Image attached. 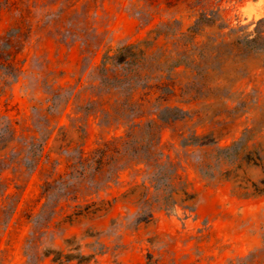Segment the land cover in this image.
Returning <instances> with one entry per match:
<instances>
[{"label": "rangeland", "instance_id": "1", "mask_svg": "<svg viewBox=\"0 0 264 264\" xmlns=\"http://www.w3.org/2000/svg\"><path fill=\"white\" fill-rule=\"evenodd\" d=\"M246 138L264 0H0V264H264V194L217 157Z\"/></svg>", "mask_w": 264, "mask_h": 264}, {"label": "trees", "instance_id": "2", "mask_svg": "<svg viewBox=\"0 0 264 264\" xmlns=\"http://www.w3.org/2000/svg\"><path fill=\"white\" fill-rule=\"evenodd\" d=\"M203 20H205V18H202L199 22ZM134 47L135 46H124L117 56H105L103 70H106L105 66L109 60L116 61L120 64L126 63L128 55L124 51ZM248 142L249 140L246 138V140L242 139L232 146L222 148L217 157L220 158V161L222 160L229 163L230 169L225 171L223 175L227 180L233 181L240 192L249 196H261L264 194V146L262 144H257L250 148ZM125 145L133 147L131 153L134 155L135 159L141 157V152L144 147L141 146L137 140H128L125 142ZM151 147L152 145L150 143L145 145L148 159L152 155ZM249 167H254L259 170L256 179L247 176L246 169ZM188 199L193 200L194 196H189ZM187 208H190L192 212L195 211L194 204L187 206ZM151 217L152 214H149L145 219L141 218V221L151 219ZM45 256L51 259V264H95L94 256L86 255L79 246L69 250H52L47 252Z\"/></svg>", "mask_w": 264, "mask_h": 264}]
</instances>
